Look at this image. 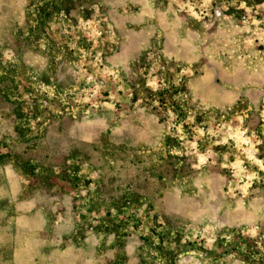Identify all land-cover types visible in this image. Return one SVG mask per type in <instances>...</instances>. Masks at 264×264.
I'll return each instance as SVG.
<instances>
[{"label":"rangeland","instance_id":"374dc122","mask_svg":"<svg viewBox=\"0 0 264 264\" xmlns=\"http://www.w3.org/2000/svg\"><path fill=\"white\" fill-rule=\"evenodd\" d=\"M0 264H264V0H0Z\"/></svg>","mask_w":264,"mask_h":264}]
</instances>
